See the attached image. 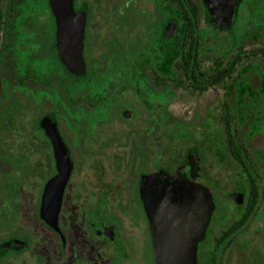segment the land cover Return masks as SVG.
Returning <instances> with one entry per match:
<instances>
[{
	"label": "flooded vegetation",
	"instance_id": "1",
	"mask_svg": "<svg viewBox=\"0 0 264 264\" xmlns=\"http://www.w3.org/2000/svg\"><path fill=\"white\" fill-rule=\"evenodd\" d=\"M50 1L0 0V264H264V0L230 17L215 0H73L82 74ZM52 120L72 169L43 217ZM198 192L200 239L151 218Z\"/></svg>",
	"mask_w": 264,
	"mask_h": 264
},
{
	"label": "water",
	"instance_id": "2",
	"mask_svg": "<svg viewBox=\"0 0 264 264\" xmlns=\"http://www.w3.org/2000/svg\"><path fill=\"white\" fill-rule=\"evenodd\" d=\"M50 2L57 18L58 36L64 61L72 73L82 74L84 70L82 47L85 16L84 14H75L73 0H51ZM225 2L229 3V8L223 5ZM235 2L236 0H215V5L222 11L229 12L228 16L230 17ZM45 128L47 134L54 142L59 174L44 193L41 215L43 217H57L61 206L63 187L71 173L72 167L70 157L57 130L55 120L48 121ZM51 195H53L52 199ZM189 201L190 203L187 208L186 205L179 206L175 205V203H172L173 205L170 206L169 198L166 197L158 209L156 208L151 218H154V220H184L187 217L190 220L189 226L197 228L198 239H200V235L204 233L205 224L211 216L210 200L198 192L192 194ZM184 209L187 210L186 213ZM157 225H159L158 222ZM156 244H158V241H156ZM192 247L193 243H189L186 246L189 249ZM181 260V264H195L193 256L182 255Z\"/></svg>",
	"mask_w": 264,
	"mask_h": 264
},
{
	"label": "rangeland",
	"instance_id": "3",
	"mask_svg": "<svg viewBox=\"0 0 264 264\" xmlns=\"http://www.w3.org/2000/svg\"><path fill=\"white\" fill-rule=\"evenodd\" d=\"M24 114H25V118H23L22 119V123H25V124H23V126H25L26 127V124H28L29 123V119H28V117H29V111H26V110H24ZM39 116H41V113H39ZM25 127H23V128H25ZM173 133H174V129L173 128H167L166 129V137L167 138H169L168 140H167V151H171V148H172V144H173V138L172 137H174V135H173ZM169 140H171V141H169ZM169 151V152H170ZM173 152V151H172ZM169 157H171V158H173V153L171 154V156H169ZM168 156L166 157V164L168 165L169 163H170V158H169ZM45 161H43V163H44ZM45 164V163H44Z\"/></svg>",
	"mask_w": 264,
	"mask_h": 264
}]
</instances>
